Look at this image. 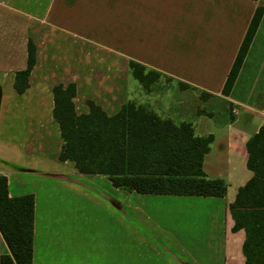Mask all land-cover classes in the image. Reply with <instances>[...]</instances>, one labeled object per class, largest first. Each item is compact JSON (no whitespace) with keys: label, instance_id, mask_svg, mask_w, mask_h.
<instances>
[{"label":"crops","instance_id":"0c3cea01","mask_svg":"<svg viewBox=\"0 0 264 264\" xmlns=\"http://www.w3.org/2000/svg\"><path fill=\"white\" fill-rule=\"evenodd\" d=\"M260 2L0 0V174L9 196H34V263L244 264L245 232L233 229L229 205L253 175L246 144L264 122V13L230 91L222 88ZM29 41L35 61L18 92ZM130 61L159 73L158 91L132 96ZM59 83L75 84L76 114L88 113L87 100L107 115L133 101L212 135L202 166L225 179L226 194L129 192L61 160Z\"/></svg>","mask_w":264,"mask_h":264},{"label":"trees","instance_id":"16d2710c","mask_svg":"<svg viewBox=\"0 0 264 264\" xmlns=\"http://www.w3.org/2000/svg\"><path fill=\"white\" fill-rule=\"evenodd\" d=\"M264 13V0L256 6L244 38L227 74L222 92L227 94L238 74L254 33ZM35 61V48L28 42L27 66L16 72L14 87L22 92ZM130 75L148 87L159 73L130 61ZM53 116L63 141L61 160L74 161L81 173L106 175L112 185L143 194L224 196L227 183L208 177L204 154L212 135L198 136L190 122L175 123L151 109L129 101L107 115L93 101L89 111L76 114L74 83L52 88ZM247 167L252 177L237 190L229 205L233 229L242 228L244 264H264V122L246 144ZM34 196L8 195L7 177L0 174V233L8 253L0 264H36L32 260Z\"/></svg>","mask_w":264,"mask_h":264},{"label":"rangeland","instance_id":"374dc122","mask_svg":"<svg viewBox=\"0 0 264 264\" xmlns=\"http://www.w3.org/2000/svg\"><path fill=\"white\" fill-rule=\"evenodd\" d=\"M262 75H264V72H263V74ZM137 80V79H136ZM135 79L133 80V83H132V96H141V95H143L144 94V92L147 94V95H152V90L153 91H158L156 88V85H155V83L154 82H157L158 81V78L155 80V81H153L148 87H145L142 83H141V85H142V88H140V90H142V94H141V91H138L137 90V81H136ZM144 87V88H143ZM258 89V88H257ZM136 104H137V102H135ZM160 220H162V219H160ZM166 222H164V221H162L161 222V226H162V228H167V223L165 224ZM176 224V225H175ZM171 227H173V230H175V232H177V230H178V227H179V225H178V221L177 220H175V222H174V225H171ZM161 241L162 242H164V239H163V237L161 238Z\"/></svg>","mask_w":264,"mask_h":264}]
</instances>
